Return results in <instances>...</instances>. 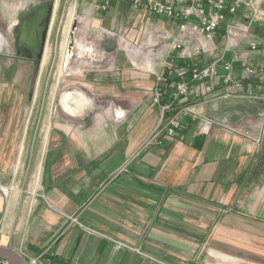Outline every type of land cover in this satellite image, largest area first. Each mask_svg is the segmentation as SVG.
<instances>
[{
    "label": "crops",
    "instance_id": "1",
    "mask_svg": "<svg viewBox=\"0 0 264 264\" xmlns=\"http://www.w3.org/2000/svg\"><path fill=\"white\" fill-rule=\"evenodd\" d=\"M97 1L87 0L81 14L100 40L78 35L76 59L84 51L95 54L103 35L119 30L125 37L117 45L127 53L84 57L90 68L77 88L79 101L40 106V118L48 110L52 120H39L23 173L19 119L33 106L6 102L9 94L0 89V175L8 185L37 188L27 200L15 188L0 195V244L12 242L25 257L44 254L51 264L261 263L257 239L264 233L256 224L264 223V101H208L222 92L219 80L192 84L190 103L216 123L198 133V118L186 114L175 135L163 132L161 143L141 147L179 108L176 103L164 117L149 95L155 72L169 73L155 60L169 44L161 28L176 31V24L119 0L93 10ZM172 92L170 84L164 101ZM75 214L141 252L71 223ZM246 222L255 225L244 229Z\"/></svg>",
    "mask_w": 264,
    "mask_h": 264
},
{
    "label": "built area",
    "instance_id": "2",
    "mask_svg": "<svg viewBox=\"0 0 264 264\" xmlns=\"http://www.w3.org/2000/svg\"><path fill=\"white\" fill-rule=\"evenodd\" d=\"M112 1L94 2L93 10H107ZM119 1L129 2L136 9H144L150 15L164 17L176 24V31L166 26L161 28V37L168 39L169 44L167 50H157L155 60H159L162 70L169 73L155 72V85L149 95L164 117L176 103L179 108L168 120L162 119L141 147L161 143L163 132L175 135L186 114L198 118V133L206 132L216 123L190 103L192 84L219 80L222 92L208 101L231 97L264 101V0ZM170 84L173 86L171 98L164 101ZM224 127L229 133L238 132L234 126ZM15 187L14 183H4L0 175V195H8ZM36 189L31 195L36 194ZM68 218L89 232L110 238L117 247L132 248L84 224L78 214ZM132 249L141 252L138 248ZM43 255L23 256L28 264H51L43 259ZM0 263L10 264L5 260Z\"/></svg>",
    "mask_w": 264,
    "mask_h": 264
},
{
    "label": "rangeland",
    "instance_id": "3",
    "mask_svg": "<svg viewBox=\"0 0 264 264\" xmlns=\"http://www.w3.org/2000/svg\"><path fill=\"white\" fill-rule=\"evenodd\" d=\"M56 1L57 4L54 10L52 25L49 29V35L45 44L43 60L41 61L40 66L36 68V70L39 71L37 73V78H33L35 95L32 96L30 100H27V92L29 90L28 87L30 65L21 63V68L19 69L17 74H14L15 76L4 74L3 65L8 67L7 69H9V67L11 66V63L8 59L12 58L9 56L12 50H9L8 46H0V54H8V56L5 57H2L3 55H0V89L1 92H7V94H9L6 98V102H16L18 103L19 107H24V105H27L28 103L33 106L32 110L29 109L27 111H22L19 119V124L22 127L21 133L18 136V141H22L20 144L22 146L21 154L23 158L21 161L22 173L27 166V158L29 157L32 150V139L36 131V127L38 126L39 120L43 119V123L45 124H48L52 120V117L50 116L48 110H45L40 118V106L43 104L46 109L55 108V106L59 104L57 102V99L62 96V93L68 91L71 88H80V86H82V82L85 81L83 80L85 71L90 68L87 64L82 62L83 58L85 57L84 59H87L89 56L98 55V53L94 54L93 52L84 51L82 52V55H84L83 58L81 59V61H78L76 58L79 50H76V48L75 56H72V58L68 61V64H63L69 30L74 17L78 18L76 40H78L79 35L80 38L83 37V39H85L87 42H95V40L99 42L100 36H96L98 33L91 29V24L88 25V23H86L88 15L83 16V14H81V10H83V4H85L87 0ZM37 3L38 0H0V33H3L10 37V34L13 33V29L12 27L7 25H9L8 23L14 21L12 13L25 10L24 8L33 7ZM16 7L18 9H16ZM73 10L74 16L71 17V13ZM117 32V34L114 36L103 35V38L104 40H108L110 43H112L115 49H118L120 51V54L122 56H125L127 53V51L125 52L124 49L125 45H123L121 42L117 45L118 38H123V36L125 37V35L123 34V31L119 30ZM132 53L133 52H131L130 54ZM6 57L8 59L3 62V58ZM11 71L15 70L11 69ZM12 77H15V81ZM86 81L88 80L86 79ZM20 145L18 147H20ZM17 185L18 184H16V186ZM20 187L21 186L18 185L17 187H15V189L21 191V193L24 194L25 200H27L26 196L27 198L30 197L31 192L36 189V186L32 187L29 185L26 188ZM259 193L260 192H258V194ZM260 196L261 200L264 201V191ZM239 210L243 212L247 210V208H239ZM262 210L264 211L263 206ZM262 224L261 226L258 223L256 224V226H260V231H263L264 233V223ZM244 225V229H248L249 226L254 227L255 224L246 222V224ZM247 241L248 240L241 239L242 244L246 243ZM251 241L253 243V240ZM260 247L264 248V234H262L257 239V257L258 259L262 260V262L259 264H264V254L260 251Z\"/></svg>",
    "mask_w": 264,
    "mask_h": 264
},
{
    "label": "flooded vegetation",
    "instance_id": "4",
    "mask_svg": "<svg viewBox=\"0 0 264 264\" xmlns=\"http://www.w3.org/2000/svg\"><path fill=\"white\" fill-rule=\"evenodd\" d=\"M42 1L44 0H38L36 5L27 8V10H21L20 12L12 13L14 21L8 23L9 25H7L13 29V33L10 34V37L0 33V46H8L9 50H12L11 54L9 55L12 58H3V62L8 59L11 63L9 69L3 65V73L10 75L11 69H14L15 72H12L17 74L21 68V63L30 65L27 100H30L31 97L35 95L33 78L35 79L38 76L37 73L39 71H37L36 68L40 66L44 55L42 54V56H40L41 48L43 44L45 47L49 35V29L52 25L54 16V11L50 13V10H48L50 0H47V4L40 5V2ZM76 48L77 43L73 49V53L69 57V60L72 58V56H75ZM115 51L116 49L112 43H110L108 40H103L100 41L94 52L98 53L101 59H105L108 55L114 53ZM0 55H3L2 57L8 56V54L5 53H1ZM79 98L80 96L78 94L77 88H71L68 91L62 93V96L57 99V102H65L74 105V103L79 101Z\"/></svg>",
    "mask_w": 264,
    "mask_h": 264
},
{
    "label": "water",
    "instance_id": "5",
    "mask_svg": "<svg viewBox=\"0 0 264 264\" xmlns=\"http://www.w3.org/2000/svg\"><path fill=\"white\" fill-rule=\"evenodd\" d=\"M45 4H47V0L40 2V5H45ZM55 5H56V0H50V5L48 8V10H50V13L54 11ZM77 23H78V18L74 17L71 23L69 36L67 40V46H66L67 54L73 53V49L77 43L76 40V30L78 27ZM44 50L45 47L43 44L41 48L40 56L44 54ZM0 260H5L10 264H28L26 258L12 245V242L8 243L7 245L0 244Z\"/></svg>",
    "mask_w": 264,
    "mask_h": 264
},
{
    "label": "bare ground",
    "instance_id": "6",
    "mask_svg": "<svg viewBox=\"0 0 264 264\" xmlns=\"http://www.w3.org/2000/svg\"><path fill=\"white\" fill-rule=\"evenodd\" d=\"M65 55H66V59H65V61H64V62H65V64H64V65L68 64L69 57H70V55H71V54H67V52H66V54H65Z\"/></svg>",
    "mask_w": 264,
    "mask_h": 264
}]
</instances>
